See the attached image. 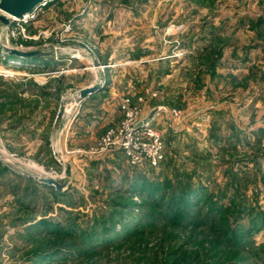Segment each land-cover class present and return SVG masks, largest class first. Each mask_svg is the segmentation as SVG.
<instances>
[{
	"label": "rangeland",
	"instance_id": "1",
	"mask_svg": "<svg viewBox=\"0 0 264 264\" xmlns=\"http://www.w3.org/2000/svg\"><path fill=\"white\" fill-rule=\"evenodd\" d=\"M8 16L0 264H264V0H46ZM125 98L161 135L157 167L99 148Z\"/></svg>",
	"mask_w": 264,
	"mask_h": 264
},
{
	"label": "built area",
	"instance_id": "2",
	"mask_svg": "<svg viewBox=\"0 0 264 264\" xmlns=\"http://www.w3.org/2000/svg\"><path fill=\"white\" fill-rule=\"evenodd\" d=\"M36 9L18 19L24 22L29 21L35 16ZM122 101L121 108L125 118L120 127L109 130L99 140V148L123 152L133 167H142L146 160L151 166H159L164 158V146L160 133L152 128L150 119L138 116L140 114L138 108L132 106L129 98Z\"/></svg>",
	"mask_w": 264,
	"mask_h": 264
},
{
	"label": "water",
	"instance_id": "3",
	"mask_svg": "<svg viewBox=\"0 0 264 264\" xmlns=\"http://www.w3.org/2000/svg\"><path fill=\"white\" fill-rule=\"evenodd\" d=\"M46 0H0V9L6 14H10L16 17H22L27 13H30L34 9L41 6ZM5 22H8V19L3 16L2 18ZM11 52L19 54L21 56H33L41 53L40 50L24 51L19 49H13ZM97 88L94 87H85L81 90V95L85 96L90 92H94ZM64 110L61 108L58 114V119L62 117ZM68 172L70 173V168L67 167ZM45 182L61 187V184L56 180L51 178H42Z\"/></svg>",
	"mask_w": 264,
	"mask_h": 264
},
{
	"label": "bare ground",
	"instance_id": "4",
	"mask_svg": "<svg viewBox=\"0 0 264 264\" xmlns=\"http://www.w3.org/2000/svg\"><path fill=\"white\" fill-rule=\"evenodd\" d=\"M7 15H10V14H7ZM12 16V15H11ZM10 19H15V17L14 16H12V17H10V16H8ZM17 18H19V17H17ZM73 56H77V54L75 53V55H73ZM95 61V60H94ZM94 61H92L93 62V65H95L94 64ZM90 62H91V60H90ZM36 63V62H35ZM26 66V65H25Z\"/></svg>",
	"mask_w": 264,
	"mask_h": 264
},
{
	"label": "crops",
	"instance_id": "5",
	"mask_svg": "<svg viewBox=\"0 0 264 264\" xmlns=\"http://www.w3.org/2000/svg\"><path fill=\"white\" fill-rule=\"evenodd\" d=\"M39 62H41V61H39ZM118 102H119V100H118ZM92 131V130H91Z\"/></svg>",
	"mask_w": 264,
	"mask_h": 264
}]
</instances>
